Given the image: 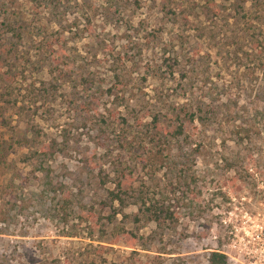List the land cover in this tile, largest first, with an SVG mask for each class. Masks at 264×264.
I'll return each mask as SVG.
<instances>
[{
	"label": "rangeland",
	"instance_id": "rangeland-1",
	"mask_svg": "<svg viewBox=\"0 0 264 264\" xmlns=\"http://www.w3.org/2000/svg\"><path fill=\"white\" fill-rule=\"evenodd\" d=\"M161 96L220 118L163 149L124 131ZM0 135V264H209L264 162V0H0Z\"/></svg>",
	"mask_w": 264,
	"mask_h": 264
},
{
	"label": "trees",
	"instance_id": "trees-1",
	"mask_svg": "<svg viewBox=\"0 0 264 264\" xmlns=\"http://www.w3.org/2000/svg\"><path fill=\"white\" fill-rule=\"evenodd\" d=\"M243 1H251L255 2L257 0H243ZM116 75L115 77H117ZM86 81V80H85ZM110 91V89H108ZM116 97H125V94H121L118 96L114 94ZM128 99V97H127ZM158 102H154L156 100H152L150 102V106H141L138 108H133L130 110L129 118L122 119L124 131L125 129L132 128L134 126H141L144 130L142 132L143 138L142 142H145L152 147L163 149L166 146H169L174 140L177 141L179 138L181 140L183 137L187 136L186 128L189 127L192 121H197L199 126L204 129L208 125H215L219 120L220 116L217 113V109H212L211 107H206L203 103H193L188 104V107H185L181 110L176 108L175 103L173 101L168 100L167 97L161 96L157 97ZM186 105V104H185ZM156 111V112H155ZM162 111V114H161ZM181 111H183V116L180 117ZM142 112V116L140 113ZM151 113V119L147 123L142 122V118H145L146 113ZM187 120V121H185ZM131 122V123H130ZM9 138H13V132L9 134ZM174 139V140H173ZM18 141L25 142L27 141L25 137L21 138ZM8 139L6 140L3 135H0V166L4 165L6 162V158L8 156V152L10 151L7 144ZM9 145V144H8ZM43 154H47V152L43 151ZM53 152L51 153V155ZM41 155V154H40ZM25 159L27 161L31 159H35L39 165H41V160L39 156V152L36 150L33 152H29ZM40 160V161H39ZM42 168V166H39ZM47 177V175H45ZM113 201L117 200L120 205L123 206L124 199L119 196H113L111 198ZM147 206V211H149V217L151 220L160 222V218H164L166 216V211H161L157 206V202L149 201ZM142 204L145 205L146 201H142ZM170 214L167 213V216ZM125 214H123V217ZM209 264H225L226 256L218 251H211L208 256Z\"/></svg>",
	"mask_w": 264,
	"mask_h": 264
},
{
	"label": "built area",
	"instance_id": "built-area-1",
	"mask_svg": "<svg viewBox=\"0 0 264 264\" xmlns=\"http://www.w3.org/2000/svg\"><path fill=\"white\" fill-rule=\"evenodd\" d=\"M249 189L230 194L218 215L225 230L221 250L233 264H264V162L246 172Z\"/></svg>",
	"mask_w": 264,
	"mask_h": 264
}]
</instances>
